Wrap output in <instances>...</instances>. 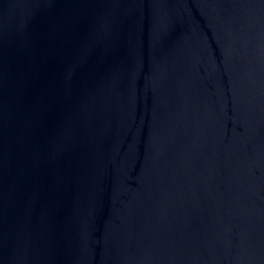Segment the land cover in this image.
<instances>
[{
	"label": "water",
	"instance_id": "95a60500",
	"mask_svg": "<svg viewBox=\"0 0 264 264\" xmlns=\"http://www.w3.org/2000/svg\"><path fill=\"white\" fill-rule=\"evenodd\" d=\"M0 264H264V0H0Z\"/></svg>",
	"mask_w": 264,
	"mask_h": 264
}]
</instances>
